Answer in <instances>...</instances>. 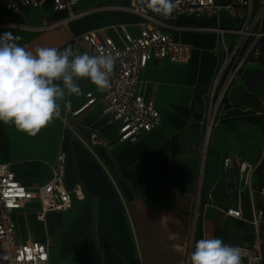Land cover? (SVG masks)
I'll return each mask as SVG.
<instances>
[{
	"label": "crops",
	"instance_id": "0c3cea01",
	"mask_svg": "<svg viewBox=\"0 0 264 264\" xmlns=\"http://www.w3.org/2000/svg\"><path fill=\"white\" fill-rule=\"evenodd\" d=\"M116 1L125 4L123 0H80L74 11L82 15L66 28L19 30L8 26L40 29L65 19L66 13L54 12L50 2H45L41 8L27 7L15 14L0 0V26H5L0 35H19L17 43L28 50L55 47L62 51L67 47L74 50L75 40L92 31L113 39L122 30L137 34L141 24L137 16L99 9ZM232 1L214 0L221 9L214 15H180L168 22L165 32L175 42L190 46L191 55L185 64L151 62L142 72L138 93L154 102L160 122L140 134L134 144L117 141V124L102 116L99 103L72 116L85 103V93L100 95L87 78L77 81L82 94L66 92L60 117L36 136L0 122V163L9 166L22 186L36 189L45 185L57 155L63 152L65 188L73 191L78 187L83 197L81 201L73 197L68 213H48L43 223L36 219L40 211L36 202L15 213L21 242L48 240L49 246L55 244L52 253L49 249V264H184L188 249L192 253L200 239L214 237L226 244L247 246L256 231L264 258V188L252 192L251 202L246 192L223 201L213 193L222 173V159L228 156L264 173V105L259 112L232 108L220 113L203 152L202 177L199 180L194 174L188 181L183 171L184 161L195 157L201 146L207 105L221 62L218 37L210 30L238 25L226 10ZM245 69L263 71V66L249 63ZM239 85L243 86L241 79ZM195 178L197 194L192 187ZM229 208L240 210L242 218L225 216Z\"/></svg>",
	"mask_w": 264,
	"mask_h": 264
},
{
	"label": "built area",
	"instance_id": "2783aa9c",
	"mask_svg": "<svg viewBox=\"0 0 264 264\" xmlns=\"http://www.w3.org/2000/svg\"><path fill=\"white\" fill-rule=\"evenodd\" d=\"M80 0H1L6 10L19 13L27 7L41 8L50 2L54 12H65L66 18L40 29L26 26H8L19 30H45L55 26L67 27L68 22L81 16L74 8ZM111 2L100 10L120 11L137 16L141 24L137 34L122 30L118 39H113L99 31L82 34L75 40L74 52L98 55L113 52L117 55L116 67L111 77L112 87L99 96L85 93V103L72 114L101 104V114L117 124L116 139L119 143L134 144L139 135L148 133L159 125L160 114L150 99L138 93L142 72L151 62L168 61L172 64H185L191 55V47L175 42L168 33V22L180 15H214L221 9L214 0H173V12L164 17L147 7L148 0H123ZM233 0L226 10L238 21L234 28H213L210 31L218 37L221 49V62L216 74L209 100V111L215 112L241 70L258 56L257 44L264 38V0ZM5 27L4 25L0 28ZM229 38L230 41H226ZM216 95V98H214ZM215 99V100H214ZM214 101V105H213ZM214 114V113H213ZM211 118L206 132L214 123ZM95 144L106 145L105 142ZM66 155L60 152L51 169L49 181L36 189L22 186L7 164L0 163V264H49V242L28 240L21 242L17 236L14 215L25 204L36 202L40 211L36 214L38 222L43 223L48 213H68L73 208V197L83 200L80 189L65 188ZM255 167L238 157L222 159V173L219 182L226 191L237 197L246 192L250 197L253 190ZM225 216L239 220L240 210L226 209ZM197 214L195 215V219ZM255 214L252 224L257 226ZM244 253L243 264H264L262 242L256 231L254 241L247 246H239ZM191 249H188L184 264L190 262Z\"/></svg>",
	"mask_w": 264,
	"mask_h": 264
},
{
	"label": "clouds",
	"instance_id": "9594fccd",
	"mask_svg": "<svg viewBox=\"0 0 264 264\" xmlns=\"http://www.w3.org/2000/svg\"><path fill=\"white\" fill-rule=\"evenodd\" d=\"M147 7L156 14L169 16L173 0H148ZM11 32L0 35V122L13 125L17 131L36 136L41 129L61 115L65 93L81 95L77 83L87 78L98 91L111 89V77L117 55L80 54L71 47H36L28 50ZM239 246L226 244L220 238H204L195 243L191 264H243Z\"/></svg>",
	"mask_w": 264,
	"mask_h": 264
},
{
	"label": "trees",
	"instance_id": "16d2710c",
	"mask_svg": "<svg viewBox=\"0 0 264 264\" xmlns=\"http://www.w3.org/2000/svg\"><path fill=\"white\" fill-rule=\"evenodd\" d=\"M257 50V58L250 61L249 63H260L263 66V71H251L245 68L240 71L238 78L241 79L243 86H238V94H236V96L234 97V108L259 112L264 105L262 104L259 96L260 91L264 88V38H262L258 42ZM232 86L233 84L231 85V87ZM227 95L228 92L223 98L222 104H226V107L229 108L230 100L227 98ZM254 178L255 180L253 182V190L260 192L264 188V173L256 172ZM213 193L215 198H219L222 201L229 199V196L233 195L226 191L224 185L221 182L218 183ZM262 214H264V204L262 207Z\"/></svg>",
	"mask_w": 264,
	"mask_h": 264
},
{
	"label": "rangeland",
	"instance_id": "374dc122",
	"mask_svg": "<svg viewBox=\"0 0 264 264\" xmlns=\"http://www.w3.org/2000/svg\"><path fill=\"white\" fill-rule=\"evenodd\" d=\"M238 86H240L239 85V78H237L235 80V82L233 83V86L227 91L228 92L227 98L230 100V107L229 108L226 107V104H222V102H221V103L218 104L215 112H213L214 111L213 109H212V111H209V101H208L207 110H206V116H205V122L206 123L204 125V132H203V138L201 140V142H202L201 146L199 147L197 152H194L196 154L195 157L191 156V157H189V159L184 161L183 171H185V173L188 174V181L191 180L192 176L194 178V174H195V177L197 179H199V180L202 177V176L200 177V165H201V160H202V156H203V152H204V141H205L206 128L209 126L210 120H211V118H208V115H210V117H214V123H213V126L211 128L210 135H209V140H208V145H209L210 139H211V135L213 134L214 129H215V124H216V121H217V117L224 110L232 109L235 106L234 97L236 96V94H238V89H239ZM259 96H260V99L262 101V104H264V88H263V90L260 91ZM214 98H216V95H215ZM213 105H214V101H213ZM243 129H244V127H243ZM196 164H197V166H196ZM197 172H198V174H197ZM197 175H198V177H197ZM196 178H195V182L193 183L192 187H193V191L197 194L198 193V180L196 182ZM188 185H190V184L188 183ZM55 247H56L55 244H52V243L50 244L51 253L55 250ZM193 248H194V245H193Z\"/></svg>",
	"mask_w": 264,
	"mask_h": 264
},
{
	"label": "water",
	"instance_id": "95a60500",
	"mask_svg": "<svg viewBox=\"0 0 264 264\" xmlns=\"http://www.w3.org/2000/svg\"><path fill=\"white\" fill-rule=\"evenodd\" d=\"M207 134H208V132H206V134H205V144H204V149H206V146H207V142H208V139H207ZM198 201H199V196H197V200H196V204L198 203Z\"/></svg>",
	"mask_w": 264,
	"mask_h": 264
},
{
	"label": "bare ground",
	"instance_id": "6f19581e",
	"mask_svg": "<svg viewBox=\"0 0 264 264\" xmlns=\"http://www.w3.org/2000/svg\"><path fill=\"white\" fill-rule=\"evenodd\" d=\"M209 135H210V132H208V134H207V139L209 138Z\"/></svg>",
	"mask_w": 264,
	"mask_h": 264
}]
</instances>
